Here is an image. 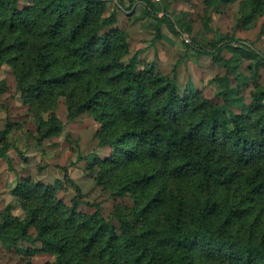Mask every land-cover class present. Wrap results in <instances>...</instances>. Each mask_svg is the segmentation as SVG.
<instances>
[{"label":"trees","instance_id":"obj_1","mask_svg":"<svg viewBox=\"0 0 264 264\" xmlns=\"http://www.w3.org/2000/svg\"><path fill=\"white\" fill-rule=\"evenodd\" d=\"M136 1L0 0V68L11 72L33 124L27 145L61 133L62 98L66 120L90 117L97 146L109 147L76 160L113 198L104 213L102 199H85L65 165L70 201L60 182L14 177V201L0 209V246L25 264L39 254L41 264H264V52L234 33L262 18L257 37L264 35V0H201L205 29L210 11L233 5L235 14L231 33L214 29L192 46L220 67L209 92L191 79L178 84L175 67L165 72L129 55L117 10ZM141 1L137 18L154 16V1ZM177 22L189 30L190 20ZM7 91L3 77L0 96ZM19 126L8 119L0 128V157L10 163L9 133Z\"/></svg>","mask_w":264,"mask_h":264},{"label":"rangeland","instance_id":"obj_2","mask_svg":"<svg viewBox=\"0 0 264 264\" xmlns=\"http://www.w3.org/2000/svg\"><path fill=\"white\" fill-rule=\"evenodd\" d=\"M140 7L141 6H137L138 9H140ZM232 7L233 5H229L221 11H210V20L208 24L213 30L204 29V9L202 10V6L198 3L190 5L189 9H191V11L186 16L180 18L181 15L177 14L176 17L180 18L179 20L186 24L187 21L190 20V28L186 31L190 37V42H183L191 45L193 43L192 37L197 39L202 38V35H200L202 33H204L206 38L212 39L213 35H215V30L221 33H231L235 18ZM261 21L262 18H259L252 28L236 30L234 33L245 45L259 52H264V35L257 37ZM184 23L183 26H185ZM179 25L180 24L177 22L173 29H175V33H178V38L181 40L180 32L184 30H182ZM224 54L229 55L226 51H224ZM203 56L205 59L204 61L207 62H203L204 64L200 65L199 70L191 69L190 66H186L184 70H182L180 69V64L176 67L178 84L183 86L189 74L198 87L204 88L207 92L211 91V87L210 85L208 86L207 82L209 77L220 70V67L212 61L211 57L207 55ZM247 63V61L243 62L242 71L252 76V72H249L246 68L248 65ZM259 75L264 83V68L259 70ZM3 77L7 79L9 91L2 93L0 96V128L8 119L18 121L20 126L9 133L10 139L16 144V148L11 147L7 151V156L11 157V163L8 162L6 156L0 157V209L4 203L14 201V198L9 192V185L14 182V177L27 174L40 178L44 180V182L54 184L59 182L62 183V185H60L59 195L63 197L64 200L70 201L75 194V190L70 182L64 180L62 166L65 165L71 179L81 187L84 198L90 201L102 199V210L106 214L109 213L113 205V198H105L102 196L101 191L94 185L91 178L84 174V160H76L77 154L89 155L90 152L93 151L104 156L109 153L108 146H97V140L93 135L97 126L94 120L88 116H82L79 120L67 121L66 107L61 98L57 106V114L64 122V128L61 133L58 136L44 140L38 146L31 140L27 145L26 134L28 130L33 129V124L30 116L26 112L25 106L15 93L13 77L7 66H2V68H0V79ZM249 81H251V79H249ZM68 137L71 141H69ZM20 152L24 153L23 156L26 157V159H23ZM13 211L15 213H20V208L15 206ZM45 259L46 256L43 254L35 255L33 264H41ZM0 264H25V260L19 254L6 251L0 246Z\"/></svg>","mask_w":264,"mask_h":264},{"label":"crops","instance_id":"obj_3","mask_svg":"<svg viewBox=\"0 0 264 264\" xmlns=\"http://www.w3.org/2000/svg\"><path fill=\"white\" fill-rule=\"evenodd\" d=\"M153 1L156 7L154 16L137 18L142 8L141 0L136 1L135 9L117 10L116 25L124 28L128 33L129 55L135 54L137 59L141 61H154L156 67L165 72H170L172 67H175L176 74V67L179 64L182 70L186 66L199 70L200 65L207 61H204V54H199L191 45H203L208 38L202 33L200 34L202 38L192 37L193 43L191 45L185 44L178 38V33H175V29H173L177 20L191 11L188 9L189 4H186L185 0ZM114 2H108V11L114 7ZM190 2L202 6L201 0H190ZM137 6H141L140 9ZM177 14L181 15L180 18L176 17ZM189 79L193 81L188 74L186 82Z\"/></svg>","mask_w":264,"mask_h":264},{"label":"built area","instance_id":"obj_4","mask_svg":"<svg viewBox=\"0 0 264 264\" xmlns=\"http://www.w3.org/2000/svg\"><path fill=\"white\" fill-rule=\"evenodd\" d=\"M180 38L186 43L190 42V37L185 30L180 32Z\"/></svg>","mask_w":264,"mask_h":264}]
</instances>
